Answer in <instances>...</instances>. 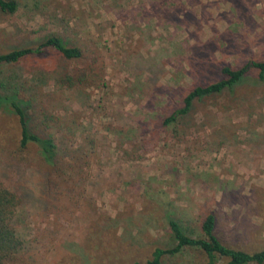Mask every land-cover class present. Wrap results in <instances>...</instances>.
Returning <instances> with one entry per match:
<instances>
[{"label":"rangeland","instance_id":"1","mask_svg":"<svg viewBox=\"0 0 264 264\" xmlns=\"http://www.w3.org/2000/svg\"><path fill=\"white\" fill-rule=\"evenodd\" d=\"M18 3L15 13L0 10V53L57 33L85 57L47 49L0 68V91L6 78L18 82L59 156L52 166L38 145L21 149L18 117L0 109V179L24 199L12 216L22 247L0 252V264L145 263L176 244L169 219L200 237L210 212L224 242L264 249L259 70L164 123L224 65L264 59V0ZM207 260L187 247L164 264Z\"/></svg>","mask_w":264,"mask_h":264},{"label":"trees","instance_id":"2","mask_svg":"<svg viewBox=\"0 0 264 264\" xmlns=\"http://www.w3.org/2000/svg\"><path fill=\"white\" fill-rule=\"evenodd\" d=\"M18 0H0V10L5 13H15L18 10ZM47 49H54L65 59L81 60L85 57L84 50L76 45L68 44L59 34L49 33L38 44L33 46L15 47L0 53V68L6 65L20 63L27 57L43 55ZM251 69H258L260 78L264 79V59L251 60L246 65L233 66L226 64L221 69L222 77L208 84H199L191 89L184 97V105L177 108L164 120L166 125L178 122L188 114L198 99L206 96L219 95L243 82ZM73 79V77H72ZM74 81V80H73ZM0 109H8L18 117L21 128L20 148L25 149L30 144H36L43 158L52 166H58V144L51 133H45L40 127L35 129L34 105L32 98L22 96L21 86L13 79L1 82ZM24 199L18 191L0 179V252L15 253L22 247V240L12 225V216L22 205ZM169 225L176 244L172 247L158 246L145 263L135 264H164L168 255H176L185 248L201 249L208 260L204 264H264V249L247 251L234 247L222 240L217 233L218 219L214 212L208 213L202 220V235L191 236L186 232L181 222L175 218L169 219Z\"/></svg>","mask_w":264,"mask_h":264}]
</instances>
